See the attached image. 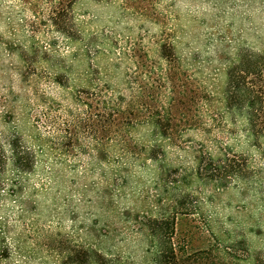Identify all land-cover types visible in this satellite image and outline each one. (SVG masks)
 <instances>
[{
  "label": "rangeland",
  "instance_id": "374dc122",
  "mask_svg": "<svg viewBox=\"0 0 264 264\" xmlns=\"http://www.w3.org/2000/svg\"><path fill=\"white\" fill-rule=\"evenodd\" d=\"M241 48L264 49V0H0V264H144L161 188L139 123L161 107L172 178L197 156L248 160L250 178L221 189L193 174L190 199L264 257V160L223 95ZM18 136L37 151L27 174L9 162Z\"/></svg>",
  "mask_w": 264,
  "mask_h": 264
},
{
  "label": "trees",
  "instance_id": "16d2710c",
  "mask_svg": "<svg viewBox=\"0 0 264 264\" xmlns=\"http://www.w3.org/2000/svg\"><path fill=\"white\" fill-rule=\"evenodd\" d=\"M160 51L162 58L172 57L174 53L164 42ZM172 81L176 88L179 76L173 77ZM223 95L226 109L231 115L241 117L243 135L264 160V49L238 50L234 62L227 68ZM139 124L150 127L152 132L140 144V158L155 165L161 188L155 203L141 218L149 241L144 264H232L230 260L237 264H264V257L251 249L244 234L229 235L227 240L219 237L214 230L215 223L200 216L203 213L201 206L190 199L193 174L200 181L221 189L232 181L250 178L247 175L248 160L240 158L236 152L208 160L197 156V167H186L179 176L172 178L173 166L167 162V156L168 148L174 144L177 124L169 108L161 107L150 120ZM27 140L25 136H18L9 141V162L15 171L23 174L33 169L32 162L37 153L26 145ZM114 142L125 154H131V148H139L137 142L135 145L125 136ZM43 146L39 144V152H44ZM93 256L94 264H104L101 255Z\"/></svg>",
  "mask_w": 264,
  "mask_h": 264
}]
</instances>
